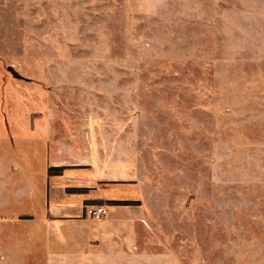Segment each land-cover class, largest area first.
I'll return each instance as SVG.
<instances>
[{"label": "rangeland", "instance_id": "374dc122", "mask_svg": "<svg viewBox=\"0 0 264 264\" xmlns=\"http://www.w3.org/2000/svg\"><path fill=\"white\" fill-rule=\"evenodd\" d=\"M12 133L36 182L57 142L136 175L153 233L133 264H264V0H0Z\"/></svg>", "mask_w": 264, "mask_h": 264}, {"label": "crops", "instance_id": "0c3cea01", "mask_svg": "<svg viewBox=\"0 0 264 264\" xmlns=\"http://www.w3.org/2000/svg\"><path fill=\"white\" fill-rule=\"evenodd\" d=\"M14 134L17 137L18 133L0 137L9 140L6 151L0 149V204H5L0 221L12 225L5 231L7 236L13 240L20 236L21 241L0 246L6 257L0 264H13L12 251L30 259L36 252L40 264H133L140 256L142 237L153 233L144 186L136 175L128 172L118 177L124 167L109 166L102 155L96 163L89 156L86 162L78 161L76 153L68 154L73 145L57 142L53 148L62 152L63 162L45 165L42 179L36 182L30 175V159L16 146ZM60 167L65 168L61 175L49 174L50 168ZM75 189L86 191L69 192ZM97 205L107 207L106 216L99 220L86 214L87 207Z\"/></svg>", "mask_w": 264, "mask_h": 264}, {"label": "trees", "instance_id": "16d2710c", "mask_svg": "<svg viewBox=\"0 0 264 264\" xmlns=\"http://www.w3.org/2000/svg\"><path fill=\"white\" fill-rule=\"evenodd\" d=\"M65 168H50L49 169V174L50 175H61L63 173ZM86 190L82 189H75V190H69V192H74V193H81L85 192ZM110 204L113 205H123V206H128V205H139L138 202H110Z\"/></svg>", "mask_w": 264, "mask_h": 264}, {"label": "built area", "instance_id": "2783aa9c", "mask_svg": "<svg viewBox=\"0 0 264 264\" xmlns=\"http://www.w3.org/2000/svg\"><path fill=\"white\" fill-rule=\"evenodd\" d=\"M89 215L94 216L97 219H100L106 215V210L102 207L90 208L88 210Z\"/></svg>", "mask_w": 264, "mask_h": 264}, {"label": "water", "instance_id": "95a60500", "mask_svg": "<svg viewBox=\"0 0 264 264\" xmlns=\"http://www.w3.org/2000/svg\"><path fill=\"white\" fill-rule=\"evenodd\" d=\"M8 71L16 78H22L12 67L8 68Z\"/></svg>", "mask_w": 264, "mask_h": 264}]
</instances>
